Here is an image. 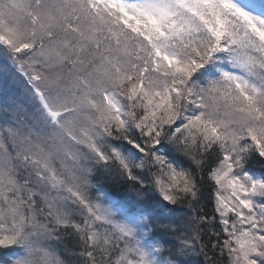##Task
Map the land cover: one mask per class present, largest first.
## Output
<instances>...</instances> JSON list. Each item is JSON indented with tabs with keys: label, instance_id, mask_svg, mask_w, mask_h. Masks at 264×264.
Listing matches in <instances>:
<instances>
[{
	"label": "snow or ice",
	"instance_id": "6c2138e0",
	"mask_svg": "<svg viewBox=\"0 0 264 264\" xmlns=\"http://www.w3.org/2000/svg\"><path fill=\"white\" fill-rule=\"evenodd\" d=\"M0 264H264V0H0Z\"/></svg>",
	"mask_w": 264,
	"mask_h": 264
},
{
	"label": "trees",
	"instance_id": "16d2710c",
	"mask_svg": "<svg viewBox=\"0 0 264 264\" xmlns=\"http://www.w3.org/2000/svg\"><path fill=\"white\" fill-rule=\"evenodd\" d=\"M253 167H255L257 170L259 169L258 165H253ZM114 191H116L118 194L123 195L124 194V189L123 187H116L114 189Z\"/></svg>",
	"mask_w": 264,
	"mask_h": 264
}]
</instances>
